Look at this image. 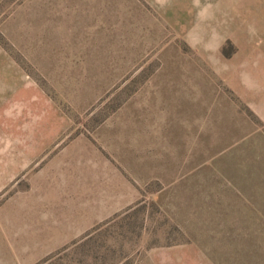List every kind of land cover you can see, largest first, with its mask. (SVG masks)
Masks as SVG:
<instances>
[{
	"label": "rangeland",
	"instance_id": "1",
	"mask_svg": "<svg viewBox=\"0 0 264 264\" xmlns=\"http://www.w3.org/2000/svg\"><path fill=\"white\" fill-rule=\"evenodd\" d=\"M209 3L0 0V264H264V0Z\"/></svg>",
	"mask_w": 264,
	"mask_h": 264
},
{
	"label": "crops",
	"instance_id": "2",
	"mask_svg": "<svg viewBox=\"0 0 264 264\" xmlns=\"http://www.w3.org/2000/svg\"><path fill=\"white\" fill-rule=\"evenodd\" d=\"M199 256V253H189L188 251L178 249V251L169 253V261L167 264H217L214 260ZM151 264H159V262L152 259Z\"/></svg>",
	"mask_w": 264,
	"mask_h": 264
},
{
	"label": "clouds",
	"instance_id": "3",
	"mask_svg": "<svg viewBox=\"0 0 264 264\" xmlns=\"http://www.w3.org/2000/svg\"><path fill=\"white\" fill-rule=\"evenodd\" d=\"M155 3L157 5H159L160 7H165L167 4L170 3V0H155ZM194 4L198 8H200V13H204L206 11H210V9L212 8V5L210 3L204 5L203 7H201V0H194ZM200 13H198V18H200V19H206L207 18L206 16H203Z\"/></svg>",
	"mask_w": 264,
	"mask_h": 264
}]
</instances>
